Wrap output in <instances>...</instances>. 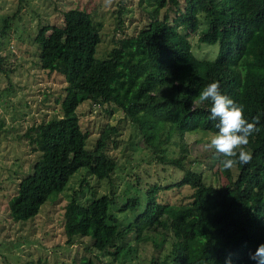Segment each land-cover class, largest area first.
I'll return each mask as SVG.
<instances>
[{
    "label": "trees",
    "instance_id": "trees-1",
    "mask_svg": "<svg viewBox=\"0 0 264 264\" xmlns=\"http://www.w3.org/2000/svg\"><path fill=\"white\" fill-rule=\"evenodd\" d=\"M21 1L10 13H0V34L6 33ZM145 2L147 22L133 34L112 38L101 57L95 55L99 23L85 9L67 8L61 24L36 29L32 39L39 66L47 74H61L65 84L60 113L27 128L38 154L8 198V214L15 220L33 217L79 167L96 181L109 178L115 160L105 147L117 128L106 123L94 145L86 147L76 107L82 100L115 105L154 161L172 165L181 176L173 184L154 181L141 189L135 173L133 192L120 204L112 189L98 194L93 189L86 202L72 196L62 214L65 242L89 237V245L109 253L115 264H140L136 249L145 241L161 249L148 264H256L250 254L264 244V0ZM191 31L200 42L217 44L213 57L194 53ZM5 59L0 53V61ZM1 72L6 75L2 65ZM213 81L243 106L249 122L260 117L259 131L246 146L250 163L225 170L224 157L211 149L226 178L218 185L207 180L209 173L183 161L186 132L218 131V119H210L211 102H199L200 92ZM181 185L190 189L185 198L160 199L159 191ZM113 207L124 214L122 221ZM80 264L93 262L82 256Z\"/></svg>",
    "mask_w": 264,
    "mask_h": 264
},
{
    "label": "rangeland",
    "instance_id": "rangeland-1",
    "mask_svg": "<svg viewBox=\"0 0 264 264\" xmlns=\"http://www.w3.org/2000/svg\"><path fill=\"white\" fill-rule=\"evenodd\" d=\"M16 1L0 0V13H10ZM71 7L85 9L92 20L99 23L100 41L95 49L99 57L112 45V38L133 34L147 22L145 0H22L6 33L0 34V53L6 56L3 63L0 61V66L6 70V75L0 73V264H80L82 256H88L93 264H115L109 253L89 245V237L75 236L72 243L65 242L62 230L65 202L72 196L86 202L93 189L95 194L112 189V196L120 204L127 193L133 192L131 184L135 173L141 179V189L154 181L173 184L181 176V170L154 161L133 124L124 118L118 107L93 106L88 100H82L76 113L80 127L87 133L86 147L94 145L106 123L117 128L105 147L115 160L109 178L96 181L84 167H79L64 188L42 203L33 217L15 220L9 216L7 200L38 154L30 140L33 131L27 128L60 113L59 99L65 84L61 74L54 71L47 74L39 66L38 47L32 38L40 24H61V12ZM199 19L200 27L202 15ZM197 35L196 31L188 33L194 53L201 58L213 57L217 44L200 42ZM214 134L200 130L186 132L183 139L188 152L183 161L185 165L209 173L207 180L218 185L225 183L226 178L212 159V148L206 147ZM189 190L186 185L174 186L159 191L158 195L161 200L172 201L185 198ZM112 210L119 220L125 218L116 207ZM159 251L161 249L153 247L150 241L140 242L135 262L148 264Z\"/></svg>",
    "mask_w": 264,
    "mask_h": 264
},
{
    "label": "clouds",
    "instance_id": "clouds-1",
    "mask_svg": "<svg viewBox=\"0 0 264 264\" xmlns=\"http://www.w3.org/2000/svg\"><path fill=\"white\" fill-rule=\"evenodd\" d=\"M206 101L211 102L210 119L219 121L216 125L218 131L206 147L222 154V166L225 170H231L237 164L250 163L252 156L246 146L249 144V137L259 131L256 125L260 117L256 116L249 122L245 118L243 106L222 94L218 81L209 83L200 92L199 102L203 104ZM249 258L256 261V264H264V244H260Z\"/></svg>",
    "mask_w": 264,
    "mask_h": 264
}]
</instances>
